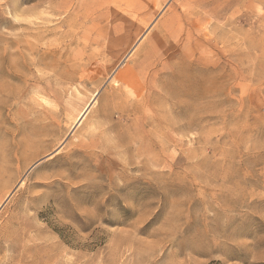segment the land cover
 <instances>
[{"label":"rangeland","instance_id":"rangeland-1","mask_svg":"<svg viewBox=\"0 0 264 264\" xmlns=\"http://www.w3.org/2000/svg\"><path fill=\"white\" fill-rule=\"evenodd\" d=\"M0 264H264V0H0Z\"/></svg>","mask_w":264,"mask_h":264}]
</instances>
